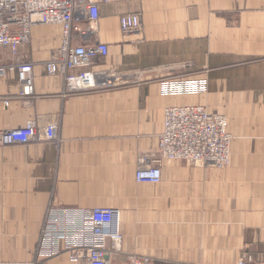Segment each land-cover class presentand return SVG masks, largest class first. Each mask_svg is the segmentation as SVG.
<instances>
[{
  "label": "crops",
  "instance_id": "1",
  "mask_svg": "<svg viewBox=\"0 0 264 264\" xmlns=\"http://www.w3.org/2000/svg\"><path fill=\"white\" fill-rule=\"evenodd\" d=\"M140 15L124 33L123 14ZM58 25H37L0 65L33 61L34 92L18 96L14 71L0 77V129L53 123L58 141L0 147V264H77L66 254L38 258L41 226L53 208L120 211L128 254L161 264H236L246 253L264 264V0H108L85 44L108 53L91 70L114 85L67 91L42 62L60 46ZM200 78L203 94L167 96L164 78ZM8 100V105L2 101ZM200 104L227 118L228 166L165 160L156 184L134 179L139 157L158 154L163 111Z\"/></svg>",
  "mask_w": 264,
  "mask_h": 264
},
{
  "label": "built area",
  "instance_id": "2",
  "mask_svg": "<svg viewBox=\"0 0 264 264\" xmlns=\"http://www.w3.org/2000/svg\"><path fill=\"white\" fill-rule=\"evenodd\" d=\"M108 0H0V47L16 54L20 44L28 42L37 25H58L60 46L42 62L49 76L61 75L67 91H88L112 86L117 80L108 69L91 70L108 46L97 42L85 44L88 33L96 32L99 4ZM124 33L139 31L140 15L123 14L119 18ZM33 61L0 65V77L14 71L19 84L18 96L28 99L34 92ZM160 94L183 96L203 94L207 82L200 78H164L157 82ZM8 105V100L2 101ZM58 141L57 126L40 128L34 119L23 127L0 129V147L28 141ZM232 136L227 118L200 104L171 105L163 111L162 129L158 135V154L139 157L134 179L138 183L156 184L161 179L163 161H187L222 169L229 165ZM118 208H53L39 232L37 257L66 254L77 264H161L150 257L128 254L123 262H113L122 254ZM236 264H257L243 253Z\"/></svg>",
  "mask_w": 264,
  "mask_h": 264
}]
</instances>
